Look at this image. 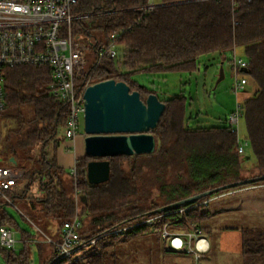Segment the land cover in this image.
<instances>
[{
    "label": "trees",
    "instance_id": "obj_1",
    "mask_svg": "<svg viewBox=\"0 0 264 264\" xmlns=\"http://www.w3.org/2000/svg\"><path fill=\"white\" fill-rule=\"evenodd\" d=\"M157 2L163 5L143 13L137 8L145 5L147 0H79L73 10V34L79 43L85 37L88 54L81 84L85 80L94 84L115 79L127 83L132 92L139 91L145 99L146 95L157 93L152 88L141 87L134 79L135 75L193 72L198 69L201 56L219 53L225 59L226 53L234 56L235 49L241 48L248 65L239 73L247 74L257 88L242 106L256 159L253 168L259 173L242 175L246 171L243 162L248 158L238 153L237 133L225 126L190 128L187 99L176 96L161 99L166 110L158 127L151 131L157 140L156 152L112 158L110 181L99 186L90 185L86 169L91 158L86 156L77 160L75 176L59 167L56 161L55 151L64 140L59 137V132L66 126L69 111L66 102L51 94L53 78L50 67L23 65L6 68L5 106L1 119L14 122L5 140L10 156L8 165L24 171L26 190L38 180L44 192L42 198L30 201L31 220L53 219L60 234L49 237L60 240L63 224L75 217L80 202L81 234H89V241L97 239L94 255L88 256L84 262L69 264H107L109 257L115 258L109 249L116 243L149 234L160 235L165 224L172 230L192 232L200 228L205 233L202 222L205 217H210V203L195 206L219 199L218 195L237 187L264 184L263 179L237 185L187 206L189 210L182 218L168 213L155 214L167 215L153 228L144 225L122 236L112 234L115 229L155 216L152 212L160 207L228 184L264 177V0L250 3L244 0ZM88 21L91 27L86 25ZM115 37L116 58L107 55L100 58V48L108 47ZM229 63L233 68V60ZM49 147L54 149L51 157L46 151ZM2 152L0 149V155ZM11 158L15 159L16 165L10 162ZM142 159H146L147 166L160 171L184 163L189 181L163 185L158 198L151 199L150 192L140 183L139 161ZM127 160H131L128 171L122 167ZM3 165L0 160V166ZM16 198L27 199V196L24 193ZM3 204L1 201L0 227H16ZM89 217L92 219L88 225ZM252 233L254 237L248 238ZM242 240V256L246 264L264 255V230L245 228ZM50 246L55 251L54 245ZM0 249L7 264H31V248L26 247L21 252ZM54 256L55 252L45 264H64L65 261L52 263Z\"/></svg>",
    "mask_w": 264,
    "mask_h": 264
},
{
    "label": "rangeland",
    "instance_id": "obj_2",
    "mask_svg": "<svg viewBox=\"0 0 264 264\" xmlns=\"http://www.w3.org/2000/svg\"><path fill=\"white\" fill-rule=\"evenodd\" d=\"M86 25L91 27L89 21ZM71 35L73 39H76L73 34V23ZM80 44L84 48L87 46L84 36L80 40ZM235 53L239 58L245 60L241 48L235 49ZM232 55V53H226L225 59L219 53L203 55L199 59L198 69L193 72L142 73L135 75L134 79L139 82V85L154 89L160 100L184 96L188 102L187 124L190 128L229 127V118L236 111L237 105L239 103L242 104L245 99L252 96L257 90L256 85L247 74L239 73V77L247 79V84L243 90L235 91V75L232 65L229 63V60H233ZM220 67H223L224 70V79L222 80H220ZM11 126H14V122L0 118V149L3 151L0 155V160L4 164L3 166L9 164L10 156L7 153L5 140ZM80 129L82 133L85 131L84 116L80 118ZM59 137L63 139L64 129L60 130ZM238 138L244 145L247 143L244 156L248 159L243 162L246 171L242 175L244 177L254 176L259 171L253 168L256 164V159L249 142L248 128L244 116L239 121ZM156 148L158 149V145ZM46 151L49 157H51L52 153L54 154L52 147L47 148ZM130 161L127 160L122 165L127 171L130 170ZM145 161L146 159L139 161L141 168L140 183L143 184V189L145 188L150 192L151 199L155 200V198H158L163 185H178L189 181L184 163L169 166L160 171L156 167L147 166L148 163ZM29 163L32 164V162ZM248 169L250 170L248 171ZM236 189H239V187L218 195L219 199H210L212 200L208 207L210 217H205L202 222V226L206 228L205 237L211 246L208 253L203 254V256L200 255L201 260L206 261V264H246L242 256V230L245 228L258 231L264 230V202L258 199H246L244 201V196H235ZM235 199L241 201V209L235 210ZM30 201L33 200L16 198L14 205L3 204V206L9 217L13 218L17 224L16 227L12 228L17 234L16 237L19 243L16 246L17 250H21L20 245L23 243L21 235L17 231L19 229L25 230L34 239L32 244H30L31 260L34 261L32 264H41L35 238L45 239L46 237L42 234L54 235L57 224L53 219H44L43 221L33 219V222L29 209L31 207ZM80 208L81 204L79 202V210ZM221 209H227V211L219 212ZM91 219L87 220L86 224L89 225ZM155 236L153 235V238ZM156 237H159L160 244H163V239H161L163 238L162 231ZM252 237H254V233L248 235V238ZM109 252L115 258L109 257L107 264H173L171 254H175L166 255L154 244L152 239L145 236L125 241V243L119 241L113 248L109 249ZM189 261L192 262L190 259ZM263 261L264 255L254 259L249 264H264L262 263ZM0 262L5 263L1 249ZM66 263L68 264L69 260L64 262V264Z\"/></svg>",
    "mask_w": 264,
    "mask_h": 264
},
{
    "label": "built area",
    "instance_id": "obj_3",
    "mask_svg": "<svg viewBox=\"0 0 264 264\" xmlns=\"http://www.w3.org/2000/svg\"><path fill=\"white\" fill-rule=\"evenodd\" d=\"M244 1L250 3L254 0ZM78 3L79 0H0V118L5 106L4 70L23 65H46L52 72L51 94L68 104L69 113L64 128V139L73 141L79 136L80 118L85 114L84 94L92 83L89 80L83 81L82 84L80 82L88 65V54L82 44L71 35L72 23L75 20L73 10ZM162 5L157 0H147V3L137 10L143 13L151 12ZM115 40L116 37L108 47L100 48V58L104 55L112 59L116 58ZM247 65V61L239 58L234 52L235 91L243 90L247 84L245 77H239V72ZM242 105L243 103H239L236 111L229 118L231 131L237 134L240 118L244 116ZM245 145L238 139V153L241 156L245 155ZM71 174L73 176L77 174L76 166ZM26 185L23 170L10 165L0 166V199L3 203L14 205V197L24 193L26 196L29 195ZM251 188L264 190V184L254 185ZM210 201L212 200L201 202L194 208L207 206ZM188 210V207H181L167 213L182 218ZM165 215H155L129 226L120 227L112 231V234L122 236L127 231L144 225L153 228ZM81 228L82 223L77 211L73 219L63 224L60 240L46 237L47 242L55 247L52 263L67 260L69 263L84 262L88 256L94 255L93 249L97 246V239L89 241L90 235L81 234ZM16 236L12 228L1 226L0 247L15 251L18 242ZM162 236L172 250L186 252L196 258L210 251V242L200 228L186 232L172 230L168 224H165L162 228Z\"/></svg>",
    "mask_w": 264,
    "mask_h": 264
},
{
    "label": "water",
    "instance_id": "obj_4",
    "mask_svg": "<svg viewBox=\"0 0 264 264\" xmlns=\"http://www.w3.org/2000/svg\"><path fill=\"white\" fill-rule=\"evenodd\" d=\"M222 79L224 70L220 67V80ZM84 99L85 154L91 158L87 164L86 177L90 185L99 186L110 181V159L152 155L156 152L157 140L151 131L158 127L166 110L165 102L156 94L150 93L143 99L141 93L132 92L127 83L108 79L90 85L85 91ZM10 162L17 164L13 158ZM263 179L264 177L253 178L212 189L160 207L152 214L187 207L219 191Z\"/></svg>",
    "mask_w": 264,
    "mask_h": 264
},
{
    "label": "crops",
    "instance_id": "obj_5",
    "mask_svg": "<svg viewBox=\"0 0 264 264\" xmlns=\"http://www.w3.org/2000/svg\"><path fill=\"white\" fill-rule=\"evenodd\" d=\"M85 138H86L85 132L82 133V131H80L79 136L75 140L70 141V140L64 139L61 141L60 145L58 146V148L55 151V157H56V161H57L59 167L71 172L72 169L76 166L77 160L86 157V154H85ZM28 190H29L30 194L27 195V199H30V200L40 199L44 195V192L40 189L38 180L36 181L35 185L31 186L30 189H28ZM239 195L240 196L242 195L245 197L244 201L246 199L247 200H257L258 199V200H262L264 202V190L263 189H254L251 187L239 188V189L235 190V196L238 197ZM81 201L84 202L83 197L81 198ZM252 203L255 204L256 202H252ZM241 208H242L241 201L239 199H235V210H238ZM77 211H78V213L80 212L79 205L77 206ZM221 211H227V209L219 210V212H221ZM17 232H19V234L21 235V241L23 243L20 245L21 250L18 251L17 247H16L15 251L21 252L26 247L30 248L31 247L30 244H32V242L34 241V239L32 238L33 236H31V234L25 230L19 229V231H17ZM59 234H60V229L58 230V226H56V231H55L54 235H52V236L48 235V234H46V235L42 234V235L45 237H49V236L53 237V236H58ZM153 235L157 236L158 234H149V235H145V237L152 239L154 244L161 251H163L166 255H169L171 253H175V254H171L173 264H206V261L201 260L202 259L201 256H199L200 258H196L192 254L174 251L169 247V244L165 239L161 238V239H163V244H160L159 237L155 236L153 238ZM35 241L37 242V248H38L39 256L41 258V264H45L46 262H48L53 257L54 250L50 246V244L47 242V240H44L41 238H37V239L35 238ZM121 242L125 243V241H122V240H121ZM18 244L19 243L17 242V245ZM202 256H203V254H202ZM189 259L192 262H190ZM33 262L34 261H31V264Z\"/></svg>",
    "mask_w": 264,
    "mask_h": 264
}]
</instances>
